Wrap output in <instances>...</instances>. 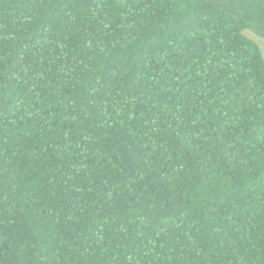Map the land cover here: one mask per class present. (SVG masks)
<instances>
[{"label":"trees","instance_id":"16d2710c","mask_svg":"<svg viewBox=\"0 0 264 264\" xmlns=\"http://www.w3.org/2000/svg\"><path fill=\"white\" fill-rule=\"evenodd\" d=\"M264 0H0V264H264Z\"/></svg>","mask_w":264,"mask_h":264},{"label":"rangeland","instance_id":"374dc122","mask_svg":"<svg viewBox=\"0 0 264 264\" xmlns=\"http://www.w3.org/2000/svg\"><path fill=\"white\" fill-rule=\"evenodd\" d=\"M250 37L256 41V43L258 44V46L260 47L263 57H264V43L262 41H260L257 37L250 35Z\"/></svg>","mask_w":264,"mask_h":264}]
</instances>
